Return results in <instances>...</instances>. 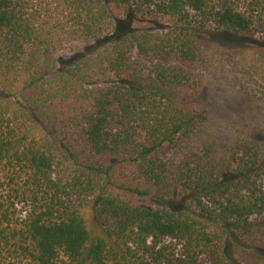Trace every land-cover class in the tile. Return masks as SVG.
<instances>
[{
	"label": "trees",
	"instance_id": "16d2710c",
	"mask_svg": "<svg viewBox=\"0 0 264 264\" xmlns=\"http://www.w3.org/2000/svg\"><path fill=\"white\" fill-rule=\"evenodd\" d=\"M214 34L264 44V0H0V264H264V143L195 103L218 58L264 95V45Z\"/></svg>",
	"mask_w": 264,
	"mask_h": 264
},
{
	"label": "rangeland",
	"instance_id": "374dc122",
	"mask_svg": "<svg viewBox=\"0 0 264 264\" xmlns=\"http://www.w3.org/2000/svg\"><path fill=\"white\" fill-rule=\"evenodd\" d=\"M137 27L138 24L135 20L121 18L117 24L118 31L110 34L104 40L116 38ZM147 28L160 30L163 29V26L158 23H151ZM208 41L226 51H239L254 47L258 49L256 45H264L259 40L226 34L211 35ZM85 51L87 49H84L82 53ZM80 54L65 53L59 55L58 66L62 67ZM247 58V61H240L241 64L238 65L234 64L235 59L221 61L218 58L214 60L213 66L206 72L200 94L195 99V103L210 111L213 125L222 134L223 147L228 146L241 132H245L250 138L264 143V115L257 109L263 103V83L249 65L245 66L251 59ZM238 81L241 85L238 84ZM242 84L245 87H242ZM156 204L169 207L172 210L183 208V205L177 202H156ZM81 214L92 235L104 234L101 226L95 220V205L93 203L83 206Z\"/></svg>",
	"mask_w": 264,
	"mask_h": 264
}]
</instances>
